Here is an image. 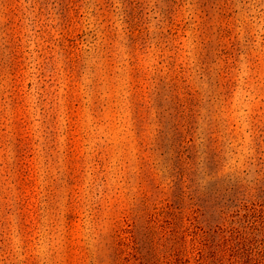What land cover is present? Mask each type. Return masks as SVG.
<instances>
[{
	"label": "rangeland",
	"instance_id": "374dc122",
	"mask_svg": "<svg viewBox=\"0 0 264 264\" xmlns=\"http://www.w3.org/2000/svg\"><path fill=\"white\" fill-rule=\"evenodd\" d=\"M0 264H264V0H0Z\"/></svg>",
	"mask_w": 264,
	"mask_h": 264
}]
</instances>
